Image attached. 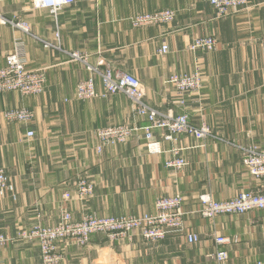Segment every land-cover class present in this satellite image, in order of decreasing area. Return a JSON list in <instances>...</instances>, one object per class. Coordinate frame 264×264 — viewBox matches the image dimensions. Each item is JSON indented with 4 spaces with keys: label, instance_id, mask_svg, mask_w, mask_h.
Returning <instances> with one entry per match:
<instances>
[{
    "label": "crops",
    "instance_id": "crops-1",
    "mask_svg": "<svg viewBox=\"0 0 264 264\" xmlns=\"http://www.w3.org/2000/svg\"><path fill=\"white\" fill-rule=\"evenodd\" d=\"M167 8L177 11L171 24H132L137 14ZM1 11L8 18L20 16L29 32L0 20V67L21 41L27 68L44 70L47 83L39 95L0 94V166L14 186L0 199V235L9 238L0 244V264H43L37 240L21 233L38 224H58L64 211L75 221L86 215L155 213L158 198L176 193L184 196L182 232L155 242L138 232L116 240L95 233L86 245L61 241L60 264H218L217 235L233 238L223 264H264V210L213 219L200 212L202 195L224 201L264 187L248 173L239 148L264 147V0H249L226 17H218L210 0H76L57 19L48 8H34L32 0L6 2ZM202 35H215L217 48L189 51V43ZM164 43L167 53L160 52ZM71 51L103 70L133 74L145 89L146 103L163 113L187 114L193 125L208 126L210 134L198 139L181 133L166 140L157 129L154 139L161 151L151 153L139 131L125 144L99 151V128L143 126L147 120L123 94L79 100L77 85L90 70L72 60ZM196 71L203 87L182 103L170 78ZM95 86L104 91L99 76ZM20 107L35 113L33 122L4 117L5 110ZM30 130L33 137L27 136ZM174 150L186 160L180 170L166 166ZM81 179L93 184L89 197L77 194ZM189 234L199 241L190 243Z\"/></svg>",
    "mask_w": 264,
    "mask_h": 264
},
{
    "label": "built area",
    "instance_id": "built-area-1",
    "mask_svg": "<svg viewBox=\"0 0 264 264\" xmlns=\"http://www.w3.org/2000/svg\"><path fill=\"white\" fill-rule=\"evenodd\" d=\"M16 0H0V20L14 28L29 32V25L20 16L6 17L1 6L6 2ZM76 0H32L34 8H48L55 19L59 12L74 4ZM218 17H226L233 12L239 11L246 6L249 0H210ZM177 11L171 8L137 14L131 21L134 27H145L155 24H171L176 20ZM51 45V44H48ZM218 39L215 35L196 36L188 45V50L214 51L217 48ZM22 42L18 41L15 51L6 57V64L0 67V94L19 93L22 96L39 95L46 89L47 77L44 70H30L27 68L23 53L20 51ZM169 46L164 43L160 52L167 53ZM72 60L81 61L87 65L90 75L79 81L77 85V98L88 100L98 96L123 94L133 103L136 113L147 120V124H115L99 128L96 132L100 142L98 150L102 146L125 144L139 131H142L147 141L146 146L151 153L161 151L160 142L156 141L155 130H163L166 140H176L177 135L186 133L198 139L205 138L210 134L206 125L197 127L190 122L187 114H168L150 106L145 101L146 92L140 80L127 72H113L110 69H101L99 66L90 65L86 55L78 51L67 52ZM96 76L101 78L104 91L100 94L96 90ZM170 82L175 87L184 103V97L190 93L200 91L203 87L201 74L196 71L191 74H173ZM4 117L8 121L33 122L35 113L25 107L7 109ZM28 137L34 136V131L27 132ZM242 152V162L248 173L257 181L264 183V147L258 144L239 146ZM174 157L168 159L166 166L176 170L182 169L185 158L179 150H174ZM93 184L86 179L78 183L77 194L80 198L89 197L93 194ZM14 186L6 170L0 166V199L6 194L13 193ZM71 193H66L69 199ZM202 216L213 219L222 214H244L250 211L264 210V187L257 190H246L239 192L229 200L218 201L210 195L200 197ZM155 213H144L140 215H126L120 217H98L86 215L81 220L75 221L70 212L64 211L61 220L54 226L36 225L29 231H24L21 236L27 240H37L43 264H60L63 255L58 251V243L63 240L74 241L78 245H86L95 233H105L111 240L124 238L133 232H138L144 240L161 241L168 233L182 232L185 229L184 196L176 193L169 197H161L156 201ZM9 238L0 235V244H5ZM187 240L190 243L199 241L197 234H189ZM220 246L216 250V261L223 264L229 258L227 246L233 243V238L228 235H217L214 238ZM221 246H224L221 248Z\"/></svg>",
    "mask_w": 264,
    "mask_h": 264
},
{
    "label": "rangeland",
    "instance_id": "rangeland-1",
    "mask_svg": "<svg viewBox=\"0 0 264 264\" xmlns=\"http://www.w3.org/2000/svg\"><path fill=\"white\" fill-rule=\"evenodd\" d=\"M249 3V2H248ZM245 7V6H244ZM118 72V71H117ZM133 75V74H132ZM54 226V225H53ZM49 227H51V226H49ZM63 241H67V240H63Z\"/></svg>",
    "mask_w": 264,
    "mask_h": 264
}]
</instances>
